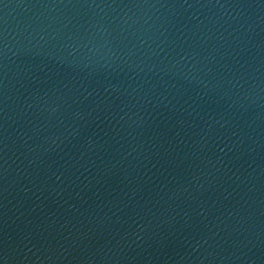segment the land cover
I'll return each instance as SVG.
<instances>
[{
	"label": "water",
	"instance_id": "1",
	"mask_svg": "<svg viewBox=\"0 0 264 264\" xmlns=\"http://www.w3.org/2000/svg\"><path fill=\"white\" fill-rule=\"evenodd\" d=\"M0 264H264V0H0Z\"/></svg>",
	"mask_w": 264,
	"mask_h": 264
}]
</instances>
